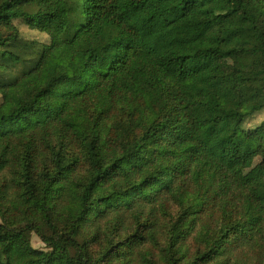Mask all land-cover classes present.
I'll return each mask as SVG.
<instances>
[{
	"label": "trees",
	"instance_id": "trees-1",
	"mask_svg": "<svg viewBox=\"0 0 264 264\" xmlns=\"http://www.w3.org/2000/svg\"><path fill=\"white\" fill-rule=\"evenodd\" d=\"M262 113L264 0H0V264H264Z\"/></svg>",
	"mask_w": 264,
	"mask_h": 264
},
{
	"label": "rangeland",
	"instance_id": "rangeland-1",
	"mask_svg": "<svg viewBox=\"0 0 264 264\" xmlns=\"http://www.w3.org/2000/svg\"><path fill=\"white\" fill-rule=\"evenodd\" d=\"M241 42H244L247 44L248 47H253V46H258L259 42L255 39L250 37L249 35H247L245 32L241 34L240 37ZM147 44L154 49L157 53L159 54H164L167 52H172V53H177L180 56H189L192 53V47L191 45H178L177 43L173 42L171 40V38L166 35V34H157L151 38H149L147 40ZM86 63V59L84 58V56L79 55L78 57L75 58L73 63H67L65 62L60 56L54 54L52 55L51 59H50V64L47 67L48 71L46 72V77H52L55 74L58 75H69V76H75V75H79L82 68L84 67ZM222 67L225 70H230L232 67V63L230 61H223L222 62ZM91 82H94V80H91ZM40 87L38 86H31L28 88H24V89H18V90H14L12 91V94H14L15 96V100L14 103L11 105H8L6 107V110L8 111H12L14 109H16V105L17 102L20 100H24V101H29L33 98V96L39 91ZM127 107H125L124 109H126ZM127 114H132L130 112V109L122 112L119 117L117 118V120L112 121V120H108L107 123L109 126H114L118 129H127V127H129L131 124H127ZM38 113H36L37 117ZM153 115H150V120L152 119ZM39 118V117H38ZM258 120H263L264 121V113H262L261 115H259V117H257ZM24 123V119H22L21 117H17L13 120H1L0 119V131L4 128H7L6 130H14L15 128L21 127ZM67 140H65V145L67 146ZM210 147L217 153L221 154L223 152L224 149V145L220 142L219 138H214L213 142L211 143ZM69 150H74L76 151L75 147H71ZM259 161L255 160L254 162H252L249 167H247L246 169V174L247 175H254L259 167ZM84 173L83 170L80 171V174L82 175ZM67 185V181H64L62 184L63 186ZM261 195L263 197L264 200V188H262L261 190ZM68 194L66 195L65 199L67 198ZM179 206L173 204L170 208V213L173 217V219L177 216V214L179 213ZM9 221H12V219H10ZM0 223H3V219L0 216ZM26 223H21V224H17L16 229L20 230L25 228ZM125 233H122V236H124ZM30 244L31 246L36 249V250H47L46 245L42 242V240L39 238V236L35 233H32L31 237H30ZM100 249L99 246H94L92 248L93 252L96 253L98 252Z\"/></svg>",
	"mask_w": 264,
	"mask_h": 264
}]
</instances>
